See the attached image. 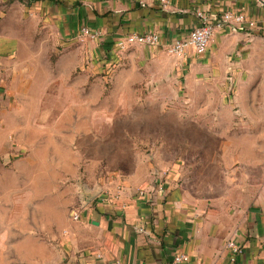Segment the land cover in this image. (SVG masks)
Segmentation results:
<instances>
[{"label": "crops", "instance_id": "crops-1", "mask_svg": "<svg viewBox=\"0 0 264 264\" xmlns=\"http://www.w3.org/2000/svg\"><path fill=\"white\" fill-rule=\"evenodd\" d=\"M227 10L263 20L264 0H0V153L58 152L60 130L51 129L54 141L44 140L42 121L59 113L43 105L84 108L59 118L68 122L67 138H74V122L100 119L90 107L104 99L105 83L113 79L116 90L127 91L140 84L171 88L175 69L184 105L203 121L194 131L200 143L188 146L195 160L185 152L179 164L159 163L164 169L157 179L101 188L85 200L79 220L65 209L59 218L52 204L43 214L41 195L0 194V264H170L179 253L187 256L180 264H264V162L253 155L262 150L234 140L264 136V93L253 95L256 85L264 88V26L216 28L203 53L165 50L199 24L198 12ZM82 27L99 36L79 40ZM144 32L156 34L159 43L118 51L122 36ZM243 72L263 78L248 79L244 98L245 83L236 80ZM118 97L116 103L123 101ZM244 102L257 104L258 113L242 107L246 121L236 129L227 120ZM192 114L184 112V119ZM78 135L90 138V123Z\"/></svg>", "mask_w": 264, "mask_h": 264}, {"label": "rangeland", "instance_id": "rangeland-1", "mask_svg": "<svg viewBox=\"0 0 264 264\" xmlns=\"http://www.w3.org/2000/svg\"><path fill=\"white\" fill-rule=\"evenodd\" d=\"M259 76L260 74L256 73L247 78L246 72L238 76L236 80L241 81L240 84L245 83L241 92L242 98L247 95L248 79L251 78L250 82L254 83L260 80ZM174 77V86L163 89H157L156 85L148 88L146 84H140L133 90H116L113 79L105 83L102 93L104 99L101 98L100 102L90 107V111L97 113L100 119L74 122V138H67L64 129L68 122L59 118L62 113H79L84 108L69 104L43 105L44 110L51 108L52 113H59L57 118L48 117L42 121L43 131H48L47 136L42 139L54 141L49 137L51 129L60 130V134L55 138V142H58V152H15L12 149L10 152L0 153V194L6 196V199L8 194H27L29 200L41 195L43 202L37 204H42L43 214L52 204L58 215L63 209L69 215L72 208L79 207L87 198L98 196L101 188H109L116 182L131 185L148 178L157 179L162 176L164 169L157 167L159 163L166 166L173 162L179 164V161L184 160L185 152L192 161L195 160L196 156L193 152L189 154L188 146L200 143L201 139L194 136V131L201 129L203 121L196 118V109L193 106H186L182 101L185 98V88L179 69H175ZM260 81L262 82L263 78ZM262 93V85H256L253 95L259 97ZM118 96L123 100L120 103L114 101ZM242 107L246 109V113H258L257 104L249 105L244 102L243 106L234 105V117L227 122H233L236 129L242 127L241 123L246 121V116L243 118V115H240ZM185 108L188 110L184 111ZM188 111L192 112L194 117L185 120L184 112ZM227 122L223 121L222 127ZM89 123L91 133L95 135L90 138L78 135ZM234 140L235 145L243 146V149L245 146H259L262 151L253 155L264 162V136H235ZM243 140H246V143ZM70 141H73L75 152L69 151ZM246 154L250 156L252 152L246 149ZM40 164L53 167L39 168ZM60 216L61 214L59 218Z\"/></svg>", "mask_w": 264, "mask_h": 264}, {"label": "built area", "instance_id": "built-area-1", "mask_svg": "<svg viewBox=\"0 0 264 264\" xmlns=\"http://www.w3.org/2000/svg\"><path fill=\"white\" fill-rule=\"evenodd\" d=\"M160 2L165 5L168 0H160ZM197 17L199 19V24L189 31L186 38L175 40L165 45V50L168 53L175 56H182L187 49L194 50L196 53H203L208 48L214 29L216 28L230 26L240 30H254L260 29L264 26V19H250L240 11L227 10L216 16H210L203 12H198ZM79 35V40L82 41L83 37H89L91 39L97 38L99 36V32L88 27H82ZM157 43H159L158 36L154 33H128L116 41V47L120 52L126 51L136 44L154 45ZM109 66L112 67L113 63L109 64ZM109 70H113V68H107V72ZM137 193L142 194L143 191L139 189ZM83 204L70 210L69 214L72 219H81V209L85 207L86 201H84ZM228 246L234 253L241 252V248L237 247L231 241L228 242ZM262 247L264 249V244ZM186 259L187 256L184 253L175 254L172 257L170 264H180Z\"/></svg>", "mask_w": 264, "mask_h": 264}]
</instances>
